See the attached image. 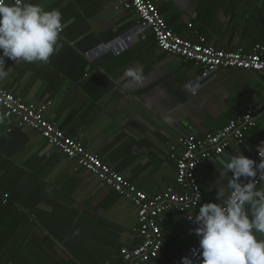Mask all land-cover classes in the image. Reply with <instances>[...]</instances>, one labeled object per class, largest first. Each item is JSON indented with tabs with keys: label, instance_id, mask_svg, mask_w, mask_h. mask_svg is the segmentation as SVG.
<instances>
[{
	"label": "crops",
	"instance_id": "1",
	"mask_svg": "<svg viewBox=\"0 0 264 264\" xmlns=\"http://www.w3.org/2000/svg\"><path fill=\"white\" fill-rule=\"evenodd\" d=\"M151 1L181 38L194 39L196 32L222 50L264 46V0ZM31 2L60 10L61 47L47 63L5 58L10 75L0 85L26 103L47 104L48 121L148 197L169 188L188 192L176 183L172 145L190 134H215L264 99V79L255 72L208 73L159 50L122 0ZM129 67L142 69V82L124 76ZM262 141L258 119L242 142L231 140L224 154L198 166L201 196L191 215L228 196L231 173L221 177L222 162L238 153L253 159ZM137 226L128 201L38 133L11 128L0 109V264H122V249L140 243ZM159 227L160 255L145 264H173L196 241L174 211L161 216Z\"/></svg>",
	"mask_w": 264,
	"mask_h": 264
},
{
	"label": "built area",
	"instance_id": "2",
	"mask_svg": "<svg viewBox=\"0 0 264 264\" xmlns=\"http://www.w3.org/2000/svg\"><path fill=\"white\" fill-rule=\"evenodd\" d=\"M121 6L132 12L143 28L150 30L156 47L162 52L178 57L182 62L201 67L208 73L217 70H242L255 72L264 79V46L255 44L250 50L216 49L208 45L206 38L196 32H193L194 39H184L174 33L151 0H122ZM188 27L191 29L192 25L189 24ZM47 107V104L26 103L0 85V109L11 128L38 133L48 146L73 162L77 169L92 175L134 208L140 243L133 248L122 249V264H145L158 258L163 247L159 219L167 211L176 212L184 223L194 229L195 225L188 216L191 217L190 211L197 207L201 196L195 179L196 169L209 158L224 154L231 140L242 142L245 133L258 126V119L264 121L263 99L229 119L215 134L204 138L190 134L182 138L178 146L170 147L169 158L176 165V183L188 192L177 193L169 188L148 197L98 156L89 152L78 139L66 135L48 121L45 116ZM259 154L264 157V141L255 147L253 160L257 163L264 159ZM260 183L261 181L257 187ZM198 249L199 237L196 236L195 243L182 252L173 264H181V258L185 256L198 264V257L193 256V251Z\"/></svg>",
	"mask_w": 264,
	"mask_h": 264
},
{
	"label": "clouds",
	"instance_id": "3",
	"mask_svg": "<svg viewBox=\"0 0 264 264\" xmlns=\"http://www.w3.org/2000/svg\"><path fill=\"white\" fill-rule=\"evenodd\" d=\"M64 26L59 9L48 11L31 0H0V82L10 75L5 58L15 64L47 63L61 47ZM124 76L137 83L144 79L139 67L126 68ZM222 163L221 177L231 173L227 178L230 194L222 203L201 204L195 215L188 216L199 237L193 256L198 264H264V239L259 238L264 236V188L257 187L264 181V159L257 163L238 153ZM181 264L194 261L185 256Z\"/></svg>",
	"mask_w": 264,
	"mask_h": 264
},
{
	"label": "trees",
	"instance_id": "4",
	"mask_svg": "<svg viewBox=\"0 0 264 264\" xmlns=\"http://www.w3.org/2000/svg\"><path fill=\"white\" fill-rule=\"evenodd\" d=\"M237 115V114H236ZM233 118V117H232ZM250 130H253V129H249L247 132H249ZM263 142V141H262ZM261 143V142H260ZM259 144V143H258ZM153 260H157V258L156 259H153Z\"/></svg>",
	"mask_w": 264,
	"mask_h": 264
}]
</instances>
